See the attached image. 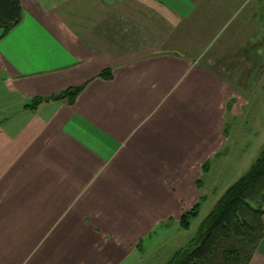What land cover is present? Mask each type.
Wrapping results in <instances>:
<instances>
[{
	"label": "crops",
	"instance_id": "0c3cea01",
	"mask_svg": "<svg viewBox=\"0 0 264 264\" xmlns=\"http://www.w3.org/2000/svg\"><path fill=\"white\" fill-rule=\"evenodd\" d=\"M20 1L22 22L0 32V264H27L41 234L62 229L72 258L43 264H119L166 209L146 207L150 181L194 146L201 86L218 85L181 47L205 0ZM73 88V104L51 99ZM251 264H264V240Z\"/></svg>",
	"mask_w": 264,
	"mask_h": 264
},
{
	"label": "rangeland",
	"instance_id": "374dc122",
	"mask_svg": "<svg viewBox=\"0 0 264 264\" xmlns=\"http://www.w3.org/2000/svg\"><path fill=\"white\" fill-rule=\"evenodd\" d=\"M168 1L177 7V0ZM228 1L233 0H216L220 12L210 9L208 0L196 7L201 13L198 37L192 36L195 20L183 24L181 47L192 53L201 67H210L218 85L201 86V96L207 100L200 97L199 105L207 116L201 120L204 125L194 146L184 149L180 163L167 160V165L160 166V180L150 181L153 192L146 207L150 202L154 209L162 202L166 209L151 224L150 236L133 245L134 250L119 264H167L197 235L228 189L249 173L264 152V0L239 2L233 12ZM136 8V12H147ZM167 29L168 48H179L176 28L168 23ZM197 204L199 215L188 229L183 228L180 220ZM63 233L64 229L41 234L39 248L27 264L71 259L73 253L64 251Z\"/></svg>",
	"mask_w": 264,
	"mask_h": 264
},
{
	"label": "trees",
	"instance_id": "16d2710c",
	"mask_svg": "<svg viewBox=\"0 0 264 264\" xmlns=\"http://www.w3.org/2000/svg\"><path fill=\"white\" fill-rule=\"evenodd\" d=\"M22 20L20 0H0L1 38L8 35ZM111 76L112 72L108 70L100 77ZM81 90L69 89L51 99H67L73 104ZM43 101L36 98L31 106L36 108ZM199 211L200 204H197L180 220L181 226L188 229ZM263 240L264 152L249 173L228 189L204 220L197 235L176 251L167 264H251Z\"/></svg>",
	"mask_w": 264,
	"mask_h": 264
}]
</instances>
